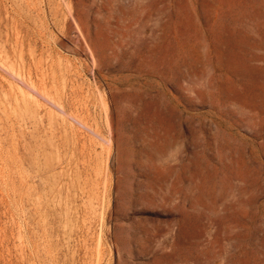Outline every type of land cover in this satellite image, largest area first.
<instances>
[{
	"label": "rangeland",
	"instance_id": "obj_1",
	"mask_svg": "<svg viewBox=\"0 0 264 264\" xmlns=\"http://www.w3.org/2000/svg\"><path fill=\"white\" fill-rule=\"evenodd\" d=\"M0 53V264H264V0H0Z\"/></svg>",
	"mask_w": 264,
	"mask_h": 264
},
{
	"label": "bare ground",
	"instance_id": "obj_2",
	"mask_svg": "<svg viewBox=\"0 0 264 264\" xmlns=\"http://www.w3.org/2000/svg\"><path fill=\"white\" fill-rule=\"evenodd\" d=\"M29 1V0H28ZM42 2H44V1H42ZM60 2V1H59ZM34 3V2H33ZM65 3V2H64ZM44 4V3H43ZM66 4V3H65ZM62 5V4H61ZM59 6V5H58ZM23 7V6H22ZM35 7V6H34ZM68 8V7H67ZM69 11V10H68ZM46 12V11H45ZM59 13V12H58ZM37 14V13H36ZM70 14V13H69ZM38 16V15H37ZM40 16V15H39ZM62 17V16H61ZM62 21V20H61ZM69 27V26H68ZM69 32V31H68ZM82 36V35H81ZM84 39V38H83ZM85 44H86V42H85ZM88 49H89V47H88ZM87 50V49H86ZM90 51V50H89ZM0 55H1V53H0ZM20 55H21V53H20ZM15 56V55H14ZM22 57H23V55H21V60H22ZM92 58V57H91ZM16 59V58H15ZM18 60V59H17ZM16 60V61H17ZM0 61H1V59H0ZM4 61V60H3ZM7 61V60H6ZM23 61V60H22ZM3 63V62H2ZM13 63V62H12ZM17 63V62H16ZM7 64H8V62H7ZM20 65H21V63H19ZM24 64V68H25V63H23ZM1 66H3L2 64H0ZM17 65V64H16ZM6 66V65H5ZM11 66V65H10ZM13 67V66H12ZM22 66H20V68H21ZM6 68H7V66H6ZM5 69V68H4ZM12 74H14L15 76H18V77H20V72L19 73H17V71H15L14 69H11L10 67H8L7 68ZM7 69L5 70V71H7ZM27 69V68H26ZM3 71V70H2ZM30 72V71H29ZM27 73H28V71H27ZM25 74V73H24ZM44 74H45V72H44ZM21 75H23L22 73H21ZM28 75H32V74H28ZM47 75V74H46ZM9 76H10V73H9ZM49 76V75H48ZM48 76H46V77H48ZM18 77H15V78H18ZM26 77H27V75H26ZM42 77V76H41ZM40 77V78H41ZM45 77V76H44ZM22 78V77H21ZM21 78H20V80H21ZM24 78V77H23ZM22 78V80L24 81V79ZM43 78V77H42ZM42 78H41V80H42ZM32 79V78H31ZM44 79V78H43ZM21 80V81H22ZM28 80H30V79H28ZM9 81H11V80H9ZM14 81V80H13ZM17 81V80H16ZM26 81V80H25ZM32 81V80H31ZM30 81V82H31ZM35 82H36V80H34ZM42 82H44V80L42 81ZM46 82V81H45ZM25 83V82H24ZM23 83V84H24ZM37 83H38V81H37ZM41 83V82H40ZM56 83H58V82H56ZM55 83V84H56ZM23 84H22V86H23ZM26 84L30 87V88H32L34 91H36V93L40 96V97H42V98H44L45 100H47V102H50V103H53L52 105H54V108H55V105L56 106H58L59 108H61L62 110V112H64L63 114L64 115H69L72 119H74L76 122H78L80 125H82L83 127H86V128H88V129H91L92 127H90L89 126V124H87V123H85V121H83V120H81V118H79V116H76V115H73V114H69L68 112H66V106H65V108L63 107V105L60 103V101L58 102L57 101V98H55V96H52V95H50L48 92H46V91H44L43 89L41 90V89H39L36 85H34L32 82L31 83H27L26 82ZM26 84H24V85H26ZM36 84V83H35ZM53 84V83H52ZM59 84V83H58ZM18 85V84H17ZM26 85V86H27ZM39 85V84H38ZM19 86V85H18ZM45 86V85H44ZM53 86V85H52ZM56 86V85H55ZM25 87V86H24ZM42 88H44V87H42ZM56 88H58V87H56ZM21 89V88H20ZM26 91V90H25ZM28 91H29V89H28ZM31 92H32V90H31ZM59 91H58V89H57V93H58ZM24 93V92H23ZM26 93H27V91H26ZM33 93V92H32ZM35 93V94H36ZM51 93V92H50ZM55 93V92H54ZM36 94V95H37ZM62 94H63V92H62ZM25 95V94H24ZM23 95V96H24ZM31 94L29 93V96H30ZM34 95V94H33ZM59 95V94H58ZM27 96V95H26ZM36 97V96H35ZM58 97V96H57ZM24 98V97H23ZM39 98V97H38ZM41 98V99H42ZM25 99V98H24ZM35 99V98H34ZM43 99V100H44ZM27 100V99H26ZM44 100V101H45ZM24 101V100H23ZM26 102V101H25ZM62 102V101H61ZM27 104H28V102H27ZM49 104V103H48ZM66 105V104H65ZM48 106V105H47ZM30 106H28V108H29ZM34 108V107H33ZM52 108V107H51ZM27 109V108H26ZM73 112H74V110H73ZM76 113V112H75ZM78 114V113H77ZM82 119H84V118H82ZM73 120V121H74ZM85 120V119H84ZM74 123V122H73ZM92 126V125H91ZM93 129H94V127H93ZM87 130V129H86ZM92 130V129H91ZM94 130H96V129H94ZM93 130V131H94ZM95 132V131H94ZM96 133V132H95ZM94 134V133H93ZM96 134H98V136H99V133L97 132ZM103 136V135H102ZM100 137V136H99ZM106 138V137H105ZM106 141H109L108 139H106ZM107 143V142H106ZM109 144H110V142H109ZM68 188H70V187H68ZM61 200V199H60ZM171 249V248H170Z\"/></svg>",
	"mask_w": 264,
	"mask_h": 264
}]
</instances>
